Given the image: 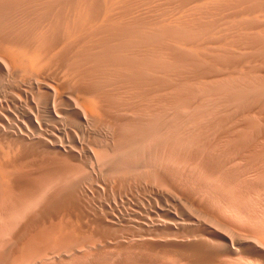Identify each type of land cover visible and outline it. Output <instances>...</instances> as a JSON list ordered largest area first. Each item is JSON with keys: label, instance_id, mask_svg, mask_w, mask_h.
<instances>
[{"label": "rangeland", "instance_id": "1", "mask_svg": "<svg viewBox=\"0 0 264 264\" xmlns=\"http://www.w3.org/2000/svg\"><path fill=\"white\" fill-rule=\"evenodd\" d=\"M11 1L0 0V45L39 37L66 39L78 7L95 12L102 6V0ZM262 2L219 0L204 7L194 0H131L123 9L133 11H122L125 17L120 13L122 24L119 18V25L98 27L85 38L88 45L63 52L60 66L20 72L0 53V264H19L14 259L23 249L30 256L28 264H196L205 257H218V264H264L243 250L226 252L230 245L205 234L197 214L210 209L218 196L246 210H264V14L254 15ZM181 8L188 17L178 21L172 12ZM221 40L229 44L219 46ZM81 87L106 98L109 111L113 109L110 120L84 110ZM258 220L264 222L263 217ZM223 222L226 228L208 225L230 239L242 232Z\"/></svg>", "mask_w": 264, "mask_h": 264}, {"label": "bare ground", "instance_id": "2", "mask_svg": "<svg viewBox=\"0 0 264 264\" xmlns=\"http://www.w3.org/2000/svg\"><path fill=\"white\" fill-rule=\"evenodd\" d=\"M2 1V0H1ZM13 1V0H12ZM11 1V2H12ZM58 1V0H57ZM97 1V0H96ZM131 1V0H130ZM129 0H102V6H101V8L100 9H97L95 12L93 11L94 9H89L88 8V6L86 7V5L85 6H83L82 5V3L84 2H82L81 3V7H78V9L76 10V19L72 22V28L69 30L68 29V34H67V37H66V39H63V40H58V41H47V40H45V39H43L42 37H39V38H37L38 36H39V34H38V36L35 38L36 40H32V41H9V42H6V43H3L2 45H0L1 46V54H2V56L5 58V59H7L8 60V62H10L13 66H14V68L16 69V70H18V71H20V72H42V70H45V69H50V68H54V67H57V66H60L61 64H62V59H63V57H64V54H63V52L65 51H69V49L70 50H72L71 48H75V47H84L85 45H88L87 44V39L85 40V38L87 37V36H91L92 35V33L94 32V31H97L96 29L98 28V27H101V26H107V25H119L118 23H119V18H121L120 16L122 15V14H124V13H121L122 11H124V10H127V11H129L130 9H123V8H125L126 7V5H127V2H130ZM215 1H218L219 2V0H194V3H205V5H204V7H206V2L208 3V2H215ZM221 1V0H220ZM226 0H224V2H225ZM227 1H229V0H227ZM248 2H249V0H247ZM253 1V0H252ZM144 2V1H143ZM261 2H262V0H261ZM13 3V2H12ZM79 3V2H78ZM77 3V4H78ZM97 3V2H96ZM136 3H138L137 1H136ZM135 3V4H136ZM146 3V2H145ZM186 3V2H185ZM188 3V2H187ZM220 3H223V2H220ZM220 3H215V5L216 4H218V6L219 5H221ZM236 3V2H235ZM263 3V2H262ZM5 4V3H4ZM84 4V3H83ZM198 4V5H199ZM238 3H236V5H237ZM257 4H260V3H257ZM257 4H255V5H257ZM6 5V4H5ZM97 5V4H96ZM195 5V4H194ZM215 5H214V10L216 9V8H218L217 6H216V8H215ZM8 6V5H7ZM64 6V5H63ZM67 7V6H66ZM128 8L129 7H131V6H127ZM138 7V6H137ZM145 7V6H144ZM147 7V6H146ZM220 7V6H219ZM224 7V6H223ZM238 7H239V5H238ZM242 7H244V6H242ZM257 7V6H256ZM91 8V7H90ZM93 8V7H92ZM95 8V7H94ZM136 8V7H135ZM168 8V7H167ZM195 8V7H194ZM194 8H192V9H194ZM245 8V7H244ZM13 9V8H12ZM73 9H75V7L73 8ZM133 9V8H132ZM144 9H146V8H144ZM148 9V8H147ZM219 9V8H218ZM217 9V10H218ZM239 9V8H238ZM33 10V9H32ZM197 10H202V9H198L197 8ZM196 10V11H197ZM214 10H212V13H213V11ZM241 10V9H240ZM240 10H238V11H240ZM256 10V9H255ZM254 10V11H255ZM132 11L133 10H130V14L132 13ZM167 11V10H166ZM185 11H186V9H174V11L172 12V16L173 17H175L178 21L179 20H183V19H186L188 16L187 15H185L184 16V14H185ZM54 12V11H53ZM149 12V11H148ZM147 12V13H148ZM199 12V11H198ZM4 13V12H3ZM6 13V12H5ZM120 13H121V15H120ZM126 13H128V12H126ZM128 13V14H129ZM203 13V12H202ZM215 13V12H214ZM220 13V12H219ZM256 14H254L255 16L258 14V15H263L264 14V7H261L260 8V6H259V9H257V11L255 12ZM200 14V13H199ZM236 14V13H235ZM5 15V14H4ZM118 15H119V17H118ZM133 15V14H132ZM152 15V14H151ZM191 15V14H190ZM234 15V14H233ZM237 15V14H236ZM249 15V14H248ZM122 16H124L125 17V15H122ZM161 16V15H160ZM187 16V17H186ZM235 16V15H234ZM247 16V15H246ZM124 17H122L121 19H120V24H122V22H123V18ZM131 17V16H130ZM137 17V16H136ZM186 17V18H185ZM192 17V16H191ZM263 18H264V16H262ZM163 18V17H162ZM221 18H222V16H221ZM258 18H259V16H258ZM14 19V18H13ZM18 19V18H17ZM202 19V18H201ZM217 19V18H216ZM225 19V18H224ZM250 19H251V17H250ZM260 19V18H259ZM262 19V18H261ZM16 20V19H15ZM132 20V19H131ZM181 20V21H182ZM164 21L166 22V23H169L170 22V20L169 19H164ZM129 22H131V21H129ZM128 22V23H129ZM158 22V21H157ZM156 22V23H157ZM176 22V21H175ZM215 22V21H214ZM220 22V21H219ZM141 22H139V24H140ZM180 23V22H179ZM186 23V22H185ZM256 23V22H255ZM190 24V23H189ZM211 24V23H210ZM243 24V23H242ZM264 24V23H263ZM40 25V24H39ZM176 25V24H175ZM195 25V24H194ZM232 25V24H231ZM58 26V25H57ZM122 26H124V25H122ZM182 26V25H181ZM108 27V26H107ZM118 26H116L115 27V29L117 28ZM202 27V26H201ZM70 28V27H69ZM113 28V27H112ZM119 28V27H118ZM204 28H205V26H204ZM208 28V27H207ZM211 28V27H210ZM234 28V27H233ZM54 29V28H53ZM126 29V28H125ZM201 29V28H200ZM215 29V28H214ZM11 30V29H10ZM103 30H106V28L104 29V27H103ZM160 30V29H159ZM204 30V29H203ZM211 30V29H210ZM213 30V29H212ZM67 31V30H66ZM134 32L136 31V30H133ZM164 31V30H163ZM4 32V31H3ZM109 32V31H108ZM205 32V31H204ZM217 32H218V30H217ZM233 32V31H232ZM257 32V31H256ZM261 32V31H260ZM263 32V31H262ZM40 33V32H39ZM96 33H98V32H96ZM105 33L107 34V32L105 31ZM229 33V32H228ZM243 33V32H242ZM119 34V33H118ZM121 34H123V33H121ZM125 34V33H124ZM131 34V33H130ZM168 34V33H167ZM248 34H250V33H248ZM263 34H264V32H263ZM41 35V34H40ZM65 35V34H64ZM185 35V34H184ZM228 35V34H227ZM36 36V35H35ZM98 36H100V33H99V35ZM158 36V35H157ZM175 36V35H174ZM11 37V36H10ZM29 37V36H28ZM63 38H65V36H62ZM93 37V36H92ZM128 37V36H127ZM179 37V36H178ZM191 37V36H190ZM211 37V36H210ZM209 37V38H210ZM240 37V36H239ZM13 38V37H12ZM31 38H33V37H31ZM53 39H54V37H52ZM90 38V37H89ZM100 38H102V37H100ZM109 38V37H108ZM121 38V37H120ZM119 38V39H120ZM132 38H133V35H132ZM131 38V39H132ZM159 38V37H158ZM200 38V37H199ZM7 39V38H6ZM9 39V38H8ZM19 39V38H18ZM29 39V38H28ZM50 39V38H49ZM62 39V38H61ZM99 38H97V40H98ZM123 39V38H122ZM142 39V38H141ZM149 39V38H148ZM216 39V38H215ZM215 39H213V40H215ZM3 40H5V38L3 39ZM26 40V39H25ZM163 40V39H162ZM205 40V38L203 39V41ZM208 40V39H207ZM219 40V39H218ZM218 40H215V41H218ZM240 40V39H239ZM257 40V39H256ZM95 41V40H94ZM134 41V40H133ZM153 41V40H152ZM173 41V40H172ZM91 42H93V41H91ZM106 42V41H105ZM109 42V41H108ZM131 42V41H130ZM137 42H138V40H137ZM177 42H179V41H177ZM196 42V41H195ZM198 42V41H197ZM213 42V41H212ZM221 42L223 43H220L219 44V46H226L225 44L227 43V44H229L228 43V41L227 42H225V44H224V42L221 40ZM242 42H244V41H242ZM246 42V41H245ZM244 42V43H245ZM90 43V42H89ZM94 44H95V42H93ZM123 43V42H122ZM153 43V42H152ZM187 43V42H186ZM201 43H203V42H201ZM205 43V42H204ZM215 43H218V42H215ZM214 43V44H215ZM241 43V42H240ZM243 43V44H244ZM114 44H116V42L114 43ZM113 44V45H114ZM147 44V43H146ZM194 44V43H193ZM196 44V43H195ZM198 44H200V41L198 42ZM205 44H207V43H205ZM208 44H209V42H208ZM233 44V43H232ZM246 44V43H245ZM260 44V43H259ZM89 45H91V43L89 44ZM166 45H167V43H166ZM188 45V44H187ZM148 46H150V44L148 45ZM189 46V45H188ZM200 46H204V44L202 45H200ZM223 46V47H224ZM232 46V45H231ZM234 46V45H233ZM243 46V45H242ZM90 47V46H89ZM129 47V46H128ZM189 47H191V48H193L192 47V45H190ZM194 47H196V46H194ZM199 47V46H198ZM198 47H196V49H198ZM238 47V46H237ZM241 47V46H240ZM191 48H189V49H191ZM201 48V47H200ZM228 48V47H227ZM235 48H236V45H235ZM250 48V47H249ZM131 50V49H130ZM145 50V49H144ZM150 50V49H149ZM175 50V49H174ZM194 50V49H193ZM246 50V49H245ZM75 51V50H74ZM146 51V50H145ZM195 51H197V50H195ZM72 52V51H71ZM96 52V51H95ZM129 52V51H128ZM150 52V51H149ZM138 53H140L139 51H138ZM142 53V52H141ZM206 53V52H205ZM227 53V52H226ZM240 53V52H239ZM70 54V53H69ZM74 54V53H73ZM104 54V53H103ZM200 54V53H199ZM214 54V53H213ZM237 54V53H236ZM98 55V54H97ZM127 55H128V53H127ZM132 55V54H131ZM143 55V54H142ZM167 55V54H166ZM182 55V54H181ZM192 55H193V53H192ZM204 55V54H203ZM89 56H91V55H89ZM148 56H149V54H148ZM213 56V55H212ZM220 56V55H219ZM72 57V56H71ZM109 57V56H108ZM111 57V56H110ZM154 57V56H153ZM181 57V56H180ZM199 57V56H198ZM221 57V56H220ZM127 58H129V56L127 57ZM152 58V57H151ZM205 58H206V56H205ZM210 58V57H209ZM223 58H225V57H223ZM1 59V58H0ZM182 59V58H181ZM212 59V58H211ZM234 59V58H233ZM240 59V58H239ZM130 60H131V58H130ZM151 60V59H150ZM65 62H66V60H64ZM94 61V60H93ZM92 61V62H93ZM132 61V60H131ZM135 61V60H134ZM149 61V60H148ZM152 61H153V59H152ZM212 61V60H211ZM96 62V61H95ZM162 62V61H161ZM234 62V61H233ZM134 63V62H133ZM153 63V62H152ZM175 63V62H174ZM173 63V64H174ZM208 63V62H207ZM218 63V62H217ZM9 64V63H8ZM93 64V63H92ZM149 64V63H148ZM170 64V63H169ZM219 64V63H218ZM223 64V63H222ZM227 64V63H226ZM230 64V63H229ZM241 64V63H240ZM239 64V65H240ZM64 65V64H63ZM109 65H111V64H109ZM135 65V64H134ZM156 65V64H155ZM189 65V64H188ZM236 65L237 66H239L237 63H236ZM246 65V64H245ZM9 66H10V64H9ZM67 66V65H66ZM92 66V65H91ZM97 66V65H96ZM104 66V65H103ZM169 66V65H168ZM176 66H177V64H176ZM205 66H206V64H205ZM224 66V65H223ZM241 66H243V64L241 65ZM108 67V66H107ZM155 67V66H154ZM158 67H159V65H158ZM172 67V66H171ZM220 67V66H219ZM232 67H234V66H232ZM74 68H76V67H74ZM94 68V67H93ZM111 68V67H110ZM161 68H162V66H161ZM169 68V67H168ZM235 68V67H234ZM238 68V67H237ZM70 66H69V69H67L68 71L67 72H69L70 71ZM102 69V68H101ZM117 69V68H116ZM129 69V68H128ZM173 69V68H172ZM174 69H176V68H174ZM72 70V69H71ZM103 70V69H102ZM142 70V69H141ZM163 70V69H162ZM196 70V69H195ZM220 70V69H219ZM9 71V70H8ZM87 71V70H86ZM132 71V70H131ZM200 71V70H199ZM233 71H234V69H233ZM239 71V70H238ZM12 72V71H11ZM65 72H66V70H65ZM191 72V71H190ZM214 72V71H213ZM235 72V71H234ZM92 73V72H91ZM133 73V72H132ZM166 73V72H165ZM195 73V72H194ZM193 73V74H194ZM224 73H225V71H224ZM25 74V73H24ZM28 74H30V73H28ZM32 74V73H31ZM64 74V73H63ZM68 74V73H67ZM70 74V73H69ZM116 74V73H115ZM173 74V73H172ZM218 73H216V75H217ZM222 74H223V72H222ZM230 74V73H229ZM229 74H228V76H229ZM73 75H75V73H73ZM72 75V76H73ZM106 75V74H105ZM141 75V74H140ZM242 75V74H241ZM64 76V75H63ZM155 76V75H154ZM181 76V75H180ZM189 76V75H188ZM195 76V75H194ZM200 76V75H199ZM209 76H210V74H209ZM252 76V75H251ZM10 77V76H9ZM67 77H69L70 78V75L69 76H67ZM74 77V76H73ZM72 77V78H73ZM76 77V76H75ZM74 77V78H75ZM81 77V76H80ZM80 77H76V78H80ZM83 77V76H82ZM81 77V78H82ZM88 76H86L85 78H87ZM106 77V76H105ZM174 77V76H173ZM191 77V76H190ZM213 77V76H212ZM235 77V76H234ZM253 77V76H252ZM263 77V76H262ZM61 78V77H60ZM68 78V79H69ZM80 78V79H81ZM110 78H112V77H110ZM236 78V77H235ZM242 78V77H241ZM71 79V78H70ZM83 79H84V77H83ZM165 79L167 80H169V78L167 77H165ZM181 79V78H180ZM202 79V78H201ZM230 79V78H229ZM237 79V78H236ZM39 80V79H38ZM67 80V79H66ZM75 80V79H74ZM91 80V79H90ZM113 80V79H112ZM186 80V79H185ZM227 80V79H226ZM235 80V79H234ZM16 81V80H15ZM41 81H42V79H41ZM78 81L79 80H77V83H75V84H80V83H78ZM198 81V80H197ZM223 81H225V80H223ZM74 82V81H73ZM82 82V81H81ZM84 82V81H83ZM90 82V81H89ZM92 82H94V81H92ZM92 82H91V84H92ZM216 82H218V81H216ZM215 82V83H216ZM60 83H62V82H60ZM99 83V82H98ZM113 83V82H112ZM197 83V82H196ZM223 83V82H222ZM221 83V84H222ZM82 84V83H81ZM80 84V85H81ZM85 84V83H84ZM88 84H90V83H88ZM87 84V85H88ZM114 84V83H113ZM133 84V83H132ZM147 84V83H146ZM148 84H149V82H148ZM150 84H151V82H150ZM179 84H181V83H179ZM184 84V83H183ZM186 84H187V82H186ZM205 84H206V82H205ZM245 84V83H244ZM38 85V84H37ZM73 85V84H72ZM225 85V84H224ZM89 86V85H88ZM100 86V85H99ZM109 86V85H108ZM121 86V85H120ZM130 86V85H129ZM147 86V85H146ZM150 86H152V85H150ZM197 86V85H196ZM226 86V85H225ZM61 87H63V86H61ZM91 87V86H90ZM107 87V86H106ZM148 87V86H147ZM154 87V86H153ZM180 87V86H179ZM178 87V88H179ZM48 89L50 88V87H47ZM75 88V87H74ZM130 88V87H129ZM155 88V87H154ZM190 88V87H189ZM247 88V87H246ZM44 89V88H43ZM55 89V88H54ZM156 89H158V88H156ZM164 89H166V88H164ZM26 90V89H25ZM56 90V89H55ZM59 90V89H58ZM114 90V89H113ZM130 90V89H129ZM134 90V89H133ZM148 90V89H147ZM161 90V89H160ZM190 90V89H189ZM243 90V89H242ZM60 91V90H59ZM70 91V90H69ZM68 91V92H69ZM81 91H82V93L84 94V95H86V98L84 97V101H82L83 100V98H82V100H81V105H82V103H83V107H84V110H86V112H88V114L91 116V117H96V118H99V119H101V121L102 120H107V119H109L110 120V118H111V114H110V111H111V109H112V107H111V109H110V111H109V109H108V107L106 106V104L104 103V101L103 100H105V99H103L102 100V98H100L96 93H93V89L92 90H90V89H88V88H83V87H81ZM132 91V90H131ZM149 91H151V90H149ZM153 91H155V90H153ZM192 91V90H191ZM194 91V90H193ZM224 90H222V92H223ZM57 92V91H56ZM80 92V91H79ZM121 92V91H120ZM163 92V91H162ZM175 92V91H174ZM179 92V91H178ZM181 92V91H180ZM221 92V93H222ZM243 92V91H242ZM135 93V92H134ZM141 93H143V92H141ZM244 93V92H243ZM78 94V93H77ZM118 94H119V92H118ZM121 94V93H120ZM140 94V93H139ZM160 94H162V93H160ZM171 94V93H170ZM183 94H184V92H183ZM219 94V93H218ZM143 95V94H142ZM178 95V94H177ZM185 95V94H184ZM187 95H189V94H187ZM192 95V94H191ZM197 95V94H196ZM209 95V94H208ZM236 95V94H235ZM234 95V96H235ZM53 96H54V94H53ZM55 96H56V94H55ZM58 96H59V93H58ZM73 96V95H72ZM75 96H76V94H75ZM80 96V95H79ZM102 96V95H101ZM126 96V95H125ZM157 96V95H156ZM164 96V95H163ZM169 96V95H168ZM168 96H166V97H168ZM198 96V95H197ZM211 96V95H210ZM216 96V95H215ZM63 97V96H62ZM158 97V96H157ZM174 97V96H173ZM172 97V98H173ZM76 98V100H77V97H75ZM144 98V97H143ZM176 98V97H175ZM178 98H180V97H178ZM191 98V97H190ZM193 98V97H192ZM229 98V97H228ZM239 98V97H238ZM262 98V97H261ZM54 99H56V98H54ZM150 99H152V98H150ZM158 99H160V98H158ZM168 99V98H167ZM2 100V99H1ZM0 100V101H1ZM71 100H72V98H71ZM164 100V99H163ZM169 100V99H168ZM195 100V99H194ZM256 100H257V98H256ZM75 101V100H74ZM115 101V100H114ZM125 101V100H124ZM179 101V100H178ZM212 101V100H211ZM237 101V100H236ZM239 101V100H238ZM107 102V101H106ZM241 102V101H240ZM2 103V102H1ZM136 103V102H135ZM146 103V102H145ZM182 103V102H181ZM201 103V102H200ZM258 103V102H257ZM79 104V103H78ZM165 104H166V100H165ZM234 104V103H233ZM80 105V104H79ZM147 105V104H146ZM150 105V104H149ZM170 105V104H169ZM176 105V104H175ZM238 105V104H237ZM236 105V106H237ZM241 104H239V106H240ZM243 105V104H242ZM163 106V105H162ZM180 106L181 105H179L178 106V108H180ZM82 107V108H83ZM161 107V106H160ZM186 107V106H185ZM260 107V106H259ZM137 108V107H136ZM153 108V107H152ZM157 108H159V107H157ZM165 108V107H164ZM214 108V107H213ZM217 108V107H216ZM242 108V107H241ZM240 108V109H241ZM184 109V108H183ZM55 110V109H54ZM113 110V109H112ZM125 110V109H124ZM168 110H169V107H168ZM181 110V109H180ZM193 110H195V109H193ZM198 110V109H197ZM214 110V109H213ZM56 111V110H55ZM132 111V110H131ZM134 111V110H133ZM175 111V110H174ZM182 111V110H181ZM128 112V111H127ZM168 112V111H167ZM192 112V111H191ZM136 113H138V111L136 112ZM162 113V112H161ZM179 113V112H178ZM177 113V114H178ZM188 113H190V112H188ZM246 113V112H245ZM250 113V112H249ZM123 114H124V112H123ZM129 114H131V113H129ZM183 113H181V115H182ZM113 115V114H112ZM126 115V114H125ZM132 115V114H131ZM187 115V114H186ZM224 115H227V114H224ZM223 115V116H224ZM151 116V115H150ZM158 116V115H157ZM169 116V115H168ZM220 116V115H219ZM245 116V115H244ZM247 116V115H246ZM66 117V116H65ZM133 117V116H132ZM155 117V116H154ZM159 117V116H158ZM165 117V116H164ZM163 117V118H164ZM89 118V117H88ZM136 118V117H135ZM160 118V117H159ZM215 118V117H214ZM246 118V117H245ZM255 118V117H254ZM33 119V118H32ZM162 119V118H161ZM203 119V118H202ZM230 119V118H229ZM87 120V119H86ZM150 120V119H149ZM165 120V119H164ZM194 120V119H193ZM208 120V119H207ZM263 120V119H262ZM100 121V122H101ZM159 121H161V120H159ZM182 121V120H181ZM233 121V120H232ZM257 121V120H256ZM96 122V121H95ZM155 122V121H154ZM171 122V121H170ZM220 122V121H219ZM236 122V121H235ZM253 122V121H252ZM88 123V122H87ZM141 123V122H140ZM155 123H157V121L155 122ZM206 123V122H205ZM211 123V122H210ZM263 123V122H262ZM85 124V123H84ZM191 124H193V123H191ZM230 124V123H229ZM249 124V123H248ZM258 124V123H257ZM96 125V124H95ZM134 125V124H133ZM154 125V124H153ZM159 125V124H158ZM163 125V124H162ZM188 124H186V126H187ZM147 126V125H146ZM160 126V125H159ZM166 126V125H165ZM186 126H184V127H186ZM235 126V125H234ZM247 126V125H246ZM253 126H255V125H253ZM264 126V125H263ZM49 127V126H48ZM93 127H94V125H93ZM96 127V126H95ZM94 127V128H95ZM103 126H101V128H102ZM142 127H145V126H142ZM148 127V126H147ZM158 127V126H157ZM157 127H156V129H157ZM162 127V126H161ZM177 127H178V125H177ZM243 127V126H242ZM42 127H40V129H41ZM100 128V127H99ZM140 128V127H139ZM218 128V127H217ZM224 128V127H223ZM230 128V127H229ZM103 129V128H102ZM145 128H143V130H144ZM147 129V128H146ZM152 129V128H151ZM150 129V130H151ZM167 129V128H166ZM185 129V128H184ZM202 129V128H201ZM204 129V128H203ZM95 130V129H94ZM140 130V129H139ZM163 130V129H162ZM179 130V129H178ZM197 130V129H196ZM246 130H250V129H246ZM257 130V129H256ZM103 131H104V129H103ZM108 131H109V129H108ZM132 131V130H131ZM145 131V130H144ZM159 131V130H158ZM193 131V130H192ZM97 132V131H96ZM237 132V131H236ZM113 133V132H112ZM111 133V134H112ZM140 133H144V132H140ZM147 133H148V130H147ZM152 133V132H151ZM171 133V132H170ZM216 133V132H215ZM95 134V133H94ZM131 134V133H130ZM144 134H146V133H144ZM164 134H166V133H164ZM174 134V133H173ZM219 134V133H218ZM24 135V134H23ZM68 135V134H67ZM76 135H77V133H76ZM99 135V134H98ZM107 135V134H106ZM109 135V134H108ZM113 135V134H112ZM131 135H133V134H131ZM140 135V134H139ZM151 135V134H150ZM153 135V134H152ZM172 135V134H171ZM247 135V134H246ZM29 136V135H28ZM137 136H138V133H137ZM218 136V135H217ZM216 136V137H217ZM227 136V135H226ZM229 136V135H228ZM227 136V137H228ZM30 137V136H29ZM110 137V136H109ZM149 137V136H148ZM147 137V138H148ZM152 137V136H151ZM163 137H165V136H163ZM232 137V136H231ZM98 138V137H97ZM108 138V137H107ZM139 138V137H138ZM144 138H146V137H144ZM167 138V137H166ZM166 138H163V139H166ZM235 138V137H234ZM30 139V138H29ZM46 139V138H45ZM59 139V138H58ZM96 139V138H95ZM123 139H125V138H123ZM169 139H170V137H169ZM172 139V138H171ZM47 140V139H46ZM52 140V139H51ZM62 140V139H61ZM103 140V139H102ZM137 140V139H136ZM192 140V139H191ZM193 140H194V138H193ZM196 140V139H195ZM206 140V139H205ZM123 141H125V140H123ZM166 141V140H165ZM50 142V141H49ZM108 142V141H107ZM113 142V141H112ZM122 142V141H121ZM143 142V141H142ZM141 142V143H142ZM188 142V141H187ZM186 142V143H187ZM205 142V141H204ZM234 142H235V140H234ZM24 143V142H23ZM52 143V142H51ZM59 143V142H58ZM114 143H115V141H114ZM125 143V142H124ZM168 143V142H167ZM196 143V142H195ZM213 143V142H212ZM111 144V143H110ZM163 144V143H162ZM182 144V143H181ZM201 144V143H200ZM227 144V143H226ZM254 144V143H253ZM92 145V144H91ZM109 145V144H108ZM167 145V144H166ZM197 145V144H196ZM238 145V144H237ZM11 146V145H10ZM39 146V145H38ZM215 146V145H214ZM239 146V145H238ZM94 147V146H93ZM104 147V146H103ZM113 147V146H112ZM115 147V146H114ZM146 147V146H145ZM222 147V146H221ZM9 148V147H8ZM64 148V147H63ZM102 148V147H101ZM106 148V147H105ZM110 148V147H109ZM116 148V147H115ZM163 148V147H162ZM167 148V147H166ZM249 148V147H248ZM247 148V149H248ZM64 149H66V148H64ZM104 149V148H103ZM113 149V148H112ZM111 149V150H112ZM143 149V148H142ZM145 149V148H144ZM9 150V149H8ZM7 150V151H8ZM93 149H91V151H92ZM105 150V149H104ZM121 150V149H120ZM122 150H123V148H122ZM129 150V149H128ZM4 151V150H3ZM3 151H2V153H3ZM66 151V150H65ZM86 151V150H85ZM138 151V150H137ZM143 151V150H142ZM146 151V150H145ZM230 151V150H229ZM246 151V150H245ZM257 151V150H256ZM4 152H6V151H4ZM8 152H11V149H10V151H8ZM7 152V153H8ZM90 152V151H89ZM107 152V151H106ZM116 152V151H115ZM120 152V151H119ZM139 152V151H138ZM247 152H249V151H247ZM261 152V151H260ZM39 153H41V152H39ZM181 153V152H180ZM190 154V153H189ZM213 154V153H212ZM21 155V154H20ZM114 155V154H113ZM142 155V154H141ZM250 155V154H249ZM89 156V155H88ZM146 156V155H145ZM161 156V155H160ZM221 156V155H220ZM7 157V156H6ZM85 157V156H84ZM138 157V156H137ZM178 157V156H177ZM204 157V156H203ZM221 157H223V156H221ZM244 157V156H243ZM33 158H35V157H33ZM38 158V157H37ZM41 158V157H40ZM48 158H49V155H48ZM139 158V157H138ZM245 158V157H244ZM7 159V158H6ZM44 159V158H43ZM42 159V160H43ZM87 159V158H86ZM123 159V158H122ZM133 159V158H132ZM144 159V158H143ZM217 159V158H216ZM241 159H242V157H241ZM264 159V158H263ZM32 160V159H31ZM97 160V159H96ZM134 160V159H133ZM186 160V159H185ZM207 160V159H206ZM221 160V159H220ZM230 160V159H229ZM8 161V160H7ZM24 161V160H23ZM182 161V160H181ZM195 161V160H194ZM242 161V160H241ZM246 161V160H245ZM264 161V160H263ZM262 161V162H263ZM10 162V161H9ZM31 162V161H30ZM29 162V163H30ZM125 162H126V160H125ZM25 164V163H24ZM89 164V163H88ZM110 164V163H109ZM120 164H123V163H120ZM127 164V163H126ZM163 164V163H162ZM183 164V163H182ZM232 164V163H231ZM260 164V163H259ZM40 165V164H39ZM116 165V164H115ZM175 165V164H174ZM1 166L2 165H0V168H1ZM23 166V165H22ZM134 166V165H133ZM163 166V165H162ZM177 166V165H176ZM185 166V165H184ZM47 167V166H46ZM139 167V166H138ZM205 167V166H204ZM263 167V166H262ZM22 168V167H21ZM20 168V169H21ZM236 168V167H235ZM51 169V168H50ZM112 169H113V167H112ZM19 170V169H18ZM35 170V169H34ZM259 170H261V169H259ZM112 171V170H111ZM57 173V172H56ZM69 173V172H68ZM137 173H138V171H137ZM165 173V172H164ZM33 174V173H32ZM61 174V173H60ZM133 174V173H132ZM264 174V173H263ZM42 175V174H41ZM101 175V174H100ZM136 175V174H135ZM247 175V174H246ZM49 176V175H48ZM54 176V175H53ZM159 176V175H158ZM244 176V175H243ZM258 176V175H257ZM72 177V176H71ZM129 177V176H128ZM250 177V176H249ZM116 178V177H115ZM154 178H155V176H154ZM239 178V177H238ZM246 178H248L247 176H246ZM166 179V178H165ZM256 179V178H255ZM258 179V178H257ZM231 180H232V178H231ZM49 181V180H48ZM155 182H156V179L154 180ZM153 181V182H154ZM257 181V180H256ZM146 182V181H145ZM72 183V182H71ZM131 183V182H130ZM140 183V182H139ZM163 183V182H162ZM232 183V182H231ZM74 184V183H73ZM145 184H147V182L145 183ZM155 184V183H154ZM256 184V183H255ZM71 185V184H70ZM261 185V184H260ZM47 186V185H46ZM135 186H137V185H135ZM153 187H154V185H152ZM197 186V185H196ZM235 186V185H234ZM262 186V185H261ZM159 187H162V185H160ZM164 187V186H163ZM70 188V187H69ZM130 188V187H129ZM138 188V187H137ZM167 188V187H166ZM209 188V187H208ZM104 189V188H103ZM121 189V188H120ZM131 189V188H130ZM135 189V188H134ZM168 189V188H167ZM263 189H264V187H263ZM199 190L202 192V193H204V194H207L208 192V190H207V188H205L203 185H200L199 186ZM21 191V190H20ZM162 191H163V189H162ZM196 191V190H195ZM199 191V192H200ZM236 191V190H235ZM168 192V191H167ZM188 192V191H187ZM255 192V191H254ZM260 192V191H259ZM264 192V191H263ZM19 193V192H18ZM17 193V194H18ZM61 193V192H60ZM66 193V195H67V192H65ZM64 193V194H65ZM124 193V192H123ZM154 193H155V191H154ZM169 193V192H168ZM173 193H174V191H173ZM180 193H181V191H180ZM185 193V192H184ZM235 193V192H234ZM262 193V192H261ZM59 194V193H58ZM186 194V193H185ZM1 195V194H0ZM8 195V194H7ZM15 195V194H14ZM20 195V194H19ZM53 195V194H52ZM69 195V194H68ZM76 195V194H75ZM80 195V194H79ZM146 195V194H145ZM166 195H170V194H166ZM177 195V194H176ZM179 195V194H178ZM183 195V194H182ZM258 195V194H257ZM4 196H6V194L4 195ZM13 196V195H12ZM63 196V195H62ZM84 196V195H83ZM172 196V197H171ZM171 196H169L172 200H174V199H176L172 194H171ZM214 196H216V195H214ZM261 196H263V195H261ZM9 197V196H8ZM14 197V196H13ZM80 197V196H79ZM246 197V196H245ZM256 197V196H255ZM6 198V197H5ZM155 198V197H154ZM217 199L216 200H218L217 202H213L212 203V205L210 206V209H207V210H197V214L200 216V217H202V219H203V230L202 231H204V233L205 234H207V235H210V236H212V237H214L215 239H220L221 241H223L225 244L226 243H228L230 246L226 249V252H228L229 254H237L238 253V251L239 250H243V253L244 254H246V255H250L251 257H255V258H257V259H261L263 262H264V222H260V221H262V220H258V216H259V218L261 219V217H263L264 218V210L263 211H260V213H258L256 210L254 211L253 210V208H252V210L250 209V210H246V209H244L239 203H236V202H234V201H232V202H230V201H226V200H223V198H220V196H218V197H216ZM6 199H8V198H6ZM159 199V198H158ZM166 199H167V197H166ZM181 199V198H180ZM253 199V198H252ZM23 200V199H22ZM25 200V199H24ZM148 200V199H147ZM191 200V199H190ZM239 201H240V199H238ZM246 200V199H245ZM251 200V199H250ZM8 201H10V200H8ZM79 201V200H78ZM167 201V200H166ZM175 201V200H174ZM176 201H177V199H176ZM183 201V200H182ZM195 201V200H194ZM256 201V200H255ZM33 202V201H32ZM149 202V201H148ZM159 202V201H158ZM170 202V201H169ZM187 202V201H186ZM249 202V201H248ZM9 203V202H8ZM19 203V202H18ZM35 203V202H34ZM173 203V202H172ZM191 203V202H190ZM251 203H253L252 201H251ZM251 203H250V205H251ZM5 204V203H4ZM6 204H7V202H6ZM33 204V203H32ZM43 204V203H42ZM149 204H151V203H149ZM161 204H162V202H161ZM210 204V203H209ZM244 204V203H243ZM242 204V205H243ZM16 205H18V204H16ZM22 205V204H21ZM21 205H20V207H21ZM158 205V204H157ZM168 205V204H167ZM170 205H171V202H170ZM186 205H187V203H186ZM189 205V204H188ZM7 206V205H6ZM108 206V205H107ZM183 206H184V204H183ZM260 206V205H259ZM8 207V206H7ZM39 207V206H38ZM109 207H111V206H109ZM151 207V206H150ZM164 207V206H163ZM163 207H161V208H163ZM173 207V206H172ZM185 207V206H184ZM1 208V207H0ZM146 208V207H145ZM168 208V207H167ZM247 208V207H246ZM3 209V208H2ZM6 209V208H5ZM8 209V208H7ZM38 209V208H37ZM37 209H36V211H37ZM190 209V208H189ZM9 210V209H8ZM13 210V209H12ZM151 210H152V208H151ZM262 210V209H261ZM177 211V210H176ZM180 211H182V210H180ZM188 212H191V211H189V210H187ZM259 211V210H258ZM11 212H13V211H11ZM215 212H219L220 214L219 215H214V213ZM74 213V212H73ZM158 214V213H157ZM35 215V214H34ZM159 215V214H158ZM186 215V214H185ZM36 216V215H35ZM145 216V215H144ZM179 215L177 214V217H178ZM184 216V215H183ZM193 216V215H192ZM194 216H195V214H194ZM261 216V217H260ZM32 217H33V215H32ZM107 217V216H106ZM150 217V216H149ZM182 217V216H181ZM126 218V217H125ZM161 218V217H160ZM198 218V217H197ZM197 218H195V219H197ZM220 218H221V220H220ZM29 219V218H28ZM70 219V218H69ZM157 219V218H156ZM177 219V218H176ZM26 220V219H25ZM82 220V219H81ZM109 219H107V221H108ZM150 220V219H149ZM157 220H159V219H157ZM197 220H199V219H197ZM223 220H226V221H229L232 225H234L236 228H239V229H241V231L243 232L244 231V233H234L233 232V229L234 230H236L235 229V227L233 228L232 226V228L230 227V229H232V234L233 235H235V237L233 238V236H231L232 238L230 239V238H228L227 237V235L225 236V234L223 235L222 233H220V232H218L217 230H212L211 229V227L209 226L211 223L212 224H214V225H212V226H214L215 227V225H222L223 227L225 226V221L223 222ZM114 221V220H113ZM152 221V220H151ZM153 221H154V219H153ZM162 221V220H161ZM177 221V220H176ZM184 221H185V219H184ZM59 222V221H58ZM138 222V221H137ZM141 222V221H140ZM140 222H139V224H140ZM228 222V223H229ZM6 223V222H5ZM72 223V222H71ZM144 223V222H143ZM166 223V222H165ZM37 224V223H36ZM132 224V223H131ZM184 224V223H183ZM209 224V225H208ZM227 224V223H226ZM146 225V224H145ZM191 225H193V224H191ZM201 225V224H200ZM230 225V224H229ZM44 226H46V225H44ZM77 226V225H76ZM126 226V225H125ZM130 226V225H129ZM132 226V225H131ZM195 226V225H194ZM227 226V225H226ZM226 226H225V228H226ZM58 227V226H57ZM85 227V226H84ZM140 227V226H139ZM199 227H201V226H199ZM223 227H221V228H223ZM61 228V227H60ZM60 228L58 229V230H60ZM16 229V228H15ZM64 229V228H63ZM217 229V228H216ZM47 230V229H46ZM74 230V229H73ZM223 230V229H222ZM225 230V229H224ZM64 231V230H63ZM237 231V230H236ZM60 232V234H62L61 233V231H59ZM76 232V231H75ZM113 232V231H112ZM200 232V231H199ZM224 232V231H223ZM226 232V231H225ZM44 233V232H43ZM67 233V232H66ZM161 233V232H160ZM159 233V234H160ZM229 233V232H228ZM227 233V234H228ZM70 234V233H69ZM74 234V233H73ZM43 235V234H42ZM57 235V234H56ZM59 235V234H58ZM64 235V234H63ZM63 235H62V237H63ZM110 236V235H109ZM169 236V235H168ZM12 237V236H11ZM10 237V238H11ZM27 237V236H26ZM49 237V236H48ZM53 237V236H52ZM107 237V236H106ZM25 238V237H24ZM60 237H57V239H59ZM65 238V237H64ZM165 238V237H164ZM29 239V238H28ZM44 239V238H43ZM69 239H70V237H69ZM149 239H151V238H149ZM53 240V239H52ZM51 240V241H52ZM82 240V239H81ZM171 240V239H170ZM187 240V239H186ZM191 240V239H190ZM189 240V241H190ZM203 240V239H202ZM47 241H49V240H47ZM54 242L56 241V242H59L60 241V239H59V241L58 240H56V238L53 240ZM52 241V243H54ZM141 241V240H140ZM144 241V240H143ZM161 241V240H160ZM183 241V240H182ZM72 242H73V240H72ZM111 243V242H110ZM30 244H31V242H30ZM46 244V243H45ZM50 244H51V242H50ZM58 244V243H57ZM96 244V243H95ZM5 245H7L6 243H5ZM42 245V244H41ZM49 245V244H48ZM47 245V246H48ZM54 245H56L55 243H54ZM60 245H61V243H60ZM66 245H67V243H66ZM4 246V245H3ZM3 246H2V248H3ZM44 246V245H43ZM51 246V245H50ZM28 247H29V244H28ZM54 247V246H53ZM56 247H58V245L56 246ZM77 247V246H76ZM81 247V246H80ZM80 247H77V248H80ZM12 248V247H11ZM14 248V247H13ZM46 248V247H45ZM69 248V247H68ZM84 247H82V249H83ZM41 249V248H40ZM62 251H63V249H61ZM60 250V251H61ZM174 250V249H173ZM4 251V250H3ZM11 251V250H10ZM53 251V250H52ZM8 251H7V249H6V253H7ZM36 252V251H35ZM5 253V254H6ZM9 253V252H8ZM37 253V252H36ZM39 253V252H38ZM47 253H49V251H47ZM55 253H56V250H55ZM62 253V252H61ZM64 253V252H63ZM4 254V253H3ZM41 254V253H40ZM43 254V256H44V258H45V256L46 255H44L45 254V252L44 253H42ZM153 254V253H152ZM204 254V253H203ZM15 255V254H14ZM17 255V254H16ZM15 255V256H16ZM53 255V254H52ZM63 255V254H62ZM61 255V256H62ZM2 256V255H1ZM4 256V255H3ZM237 256V255H236ZM10 257V256H9ZM50 257V256H49ZM34 258H36V257H34ZM235 258V257H234ZM240 258V257H239ZM16 259V260H15ZM14 259V261H17V263H19V264H28V262H29V260H30V256H29V254L27 253V251L26 250H21V251H19V253H18V255L16 256V258ZM238 259V258H237ZM2 260V259H1ZM35 260V259H34ZM40 260V259H39ZM231 260H232V258H231ZM14 261L12 262V263H14ZM170 261V260H169ZM230 261V260H229ZM240 261V260H239ZM238 261V262H239ZM32 261H30V263H31ZM35 262V261H34ZM34 262H32V263H34ZM220 261H219V258L218 257H205V258H202L201 260H199V261H197V263L196 264H218ZM235 262V261H234ZM31 263V264H32ZM44 263V262H43ZM5 264V263H4ZM49 264V263H48ZM235 264V263H234ZM236 264H237V262H236ZM239 264V263H238Z\"/></svg>", "mask_w": 264, "mask_h": 264}]
</instances>
